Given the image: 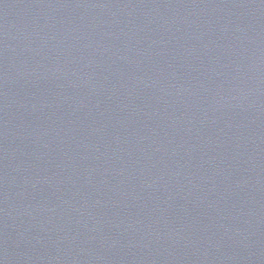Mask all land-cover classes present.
<instances>
[{"label":"water","instance_id":"obj_1","mask_svg":"<svg viewBox=\"0 0 264 264\" xmlns=\"http://www.w3.org/2000/svg\"><path fill=\"white\" fill-rule=\"evenodd\" d=\"M0 264H264V0H0Z\"/></svg>","mask_w":264,"mask_h":264}]
</instances>
